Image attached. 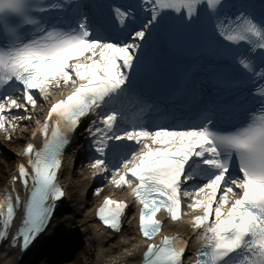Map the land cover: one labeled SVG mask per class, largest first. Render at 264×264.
Returning a JSON list of instances; mask_svg holds the SVG:
<instances>
[{
	"label": "snow or ice",
	"instance_id": "obj_1",
	"mask_svg": "<svg viewBox=\"0 0 264 264\" xmlns=\"http://www.w3.org/2000/svg\"><path fill=\"white\" fill-rule=\"evenodd\" d=\"M192 31L203 43L171 94H196V118L153 123L158 101L146 79L155 53ZM61 84L70 90L36 121L42 146L26 145V163L11 178L26 198L14 188L0 197V241L28 249L46 230L65 195L57 180L65 148L86 119L93 176L131 189L145 239L161 231L158 212L178 221L187 203L200 210L190 221L200 241L191 264H264V0H0L5 138ZM127 207L106 197L96 215L118 231ZM17 209L20 224L9 237ZM187 246L165 235L147 244L142 264H184Z\"/></svg>",
	"mask_w": 264,
	"mask_h": 264
},
{
	"label": "rangeland",
	"instance_id": "obj_2",
	"mask_svg": "<svg viewBox=\"0 0 264 264\" xmlns=\"http://www.w3.org/2000/svg\"><path fill=\"white\" fill-rule=\"evenodd\" d=\"M40 107H41L40 103H37V106L34 109L30 107L29 111L32 114V118L30 120H21L17 122L19 126L16 128L15 131L11 132V139H8L9 143L11 142L10 144L17 146L21 142V140L26 136L27 131L31 126V122L33 121V118L35 117L34 111H36V109H39ZM12 111L14 113L17 112L16 109H13ZM0 133H3V136L5 137L6 134L4 131H0ZM13 162H14V159H13L12 153L10 151H4V150L2 151L0 149V189L5 187L8 182L9 175L14 168ZM84 170H85L84 167H77L73 171H71L70 169L67 170L64 174L65 180L67 184L69 185V192H70L69 193L70 201L67 204H65V209L69 212L68 215L70 216L72 214H77V213L81 214L82 213L81 211L83 209L82 206L84 207V205L85 206L91 205L93 201L95 200V194H93V191H91L89 197H86L84 199L80 197L81 196V186L83 182L85 181L84 177L90 175L92 171V169L87 170V171H84ZM98 185L99 187L97 186V189L102 190L104 192L105 191L107 192L109 190L123 192L122 188L117 189L109 180H106V179L101 181V183H99ZM89 209L90 208H88L87 211H89ZM84 210L86 209L84 208ZM56 218L55 220H53L50 226V231L52 233L54 231L60 232L63 229L64 230L69 229L67 228V224H68L67 221H63L62 219H58V218L56 219ZM76 218L77 220L73 224L77 222L78 223L81 222V218L79 216ZM75 233L73 235H75ZM127 233L128 235H125ZM85 236L89 239H92V237L88 233L85 234ZM127 240L131 241V243L128 244V246H125L124 248L117 247V248H114L112 251L110 250L113 248L114 245L105 247L103 251H100L99 248L96 246V243H94V241L88 240L85 245L83 246L81 245L78 248L79 253L81 254V257L83 258L80 264H96L97 261L111 259L114 256L119 255L120 253L126 252L127 250H131L132 248H134L136 245V237H135V234H133V230L131 228L130 229L125 228L123 230L122 236L119 239V243H121L122 241H127ZM73 262L74 263L76 262L74 261L73 258L67 261L68 264H73Z\"/></svg>",
	"mask_w": 264,
	"mask_h": 264
},
{
	"label": "bare ground",
	"instance_id": "obj_3",
	"mask_svg": "<svg viewBox=\"0 0 264 264\" xmlns=\"http://www.w3.org/2000/svg\"><path fill=\"white\" fill-rule=\"evenodd\" d=\"M56 88V87H55ZM47 101H38V103L40 104H44ZM38 110V109H37ZM35 115H39V111L35 112ZM84 163H82V167L89 169V165L90 162L88 160H83ZM93 176H90L89 178H86V180L83 182L82 184V189H85V185L86 183L90 182H94L95 180L93 179ZM122 187V186H121ZM92 213H87L84 216H82L83 218V223H81L80 225L84 227H86L87 229H89L91 231V237L94 241V243H96V246L99 248L100 251H103V249L105 247H109L112 246L114 244L119 243V239L121 238L122 234L121 232L119 234H117L116 232H111V231H107L101 227H99L92 219ZM126 229H130V224L128 223L125 226ZM46 235L43 237L41 236L38 241L41 242L39 243L40 245L43 244V239H45L47 237V234H52V232L50 231V229H46ZM37 243V242H36ZM122 245L124 246H128V244L131 243L130 240L127 241H122L121 242ZM52 244V243H51ZM50 242L46 243L47 248L46 250V254H49L50 251L52 249H54V247L56 246L55 243L51 245ZM37 245V244H35ZM114 247V246H113ZM143 247H142V241L137 239L136 241V245L134 248H132L131 250H127L126 252L120 253L119 255L114 256L112 259L109 260H100L97 261L96 264H105V263H109V261L111 260H126L129 261L131 263H137L140 260L141 257V251H142ZM113 249H111L110 251H112ZM34 254V248H31L27 251H25L23 254H19L18 251L16 249H6L5 247H3L2 245L0 246V264H28V262L32 259Z\"/></svg>",
	"mask_w": 264,
	"mask_h": 264
},
{
	"label": "trees",
	"instance_id": "obj_4",
	"mask_svg": "<svg viewBox=\"0 0 264 264\" xmlns=\"http://www.w3.org/2000/svg\"><path fill=\"white\" fill-rule=\"evenodd\" d=\"M77 262H78V264H80V262H81V257L80 256H78V258H77V260H76Z\"/></svg>",
	"mask_w": 264,
	"mask_h": 264
}]
</instances>
